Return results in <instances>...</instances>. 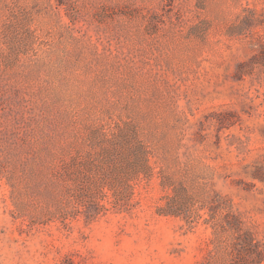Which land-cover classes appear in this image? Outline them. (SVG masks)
Returning <instances> with one entry per match:
<instances>
[{
	"label": "rangeland",
	"instance_id": "1",
	"mask_svg": "<svg viewBox=\"0 0 264 264\" xmlns=\"http://www.w3.org/2000/svg\"><path fill=\"white\" fill-rule=\"evenodd\" d=\"M258 171L264 0H0V264H264Z\"/></svg>",
	"mask_w": 264,
	"mask_h": 264
},
{
	"label": "trees",
	"instance_id": "2",
	"mask_svg": "<svg viewBox=\"0 0 264 264\" xmlns=\"http://www.w3.org/2000/svg\"><path fill=\"white\" fill-rule=\"evenodd\" d=\"M140 166H141V170H143V172H144L143 173L144 174V177L149 176V173L151 171V168L148 165L146 159H143V161L140 164ZM257 177L258 178H261V179H264V173L258 171ZM65 191H66V194L68 196H70V197H73V196H77L78 195V190H74L71 187H67ZM88 203L96 206L97 208H103L102 205H99L98 204V201H96V200L89 201ZM177 210H180V208L177 207V205H173V203L167 204L165 207H162V208L159 209L160 212L165 213V214H169V215H176ZM89 218H91V217H89ZM247 238L248 237H246V235L244 233H240V230L237 229V240L242 241V240H247Z\"/></svg>",
	"mask_w": 264,
	"mask_h": 264
}]
</instances>
